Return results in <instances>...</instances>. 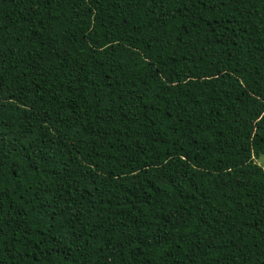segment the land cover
Returning a JSON list of instances; mask_svg holds the SVG:
<instances>
[{"label":"trees","instance_id":"1","mask_svg":"<svg viewBox=\"0 0 264 264\" xmlns=\"http://www.w3.org/2000/svg\"><path fill=\"white\" fill-rule=\"evenodd\" d=\"M264 0H0V264H264Z\"/></svg>","mask_w":264,"mask_h":264},{"label":"rangeland","instance_id":"2","mask_svg":"<svg viewBox=\"0 0 264 264\" xmlns=\"http://www.w3.org/2000/svg\"><path fill=\"white\" fill-rule=\"evenodd\" d=\"M255 162L264 170V154L259 155Z\"/></svg>","mask_w":264,"mask_h":264}]
</instances>
